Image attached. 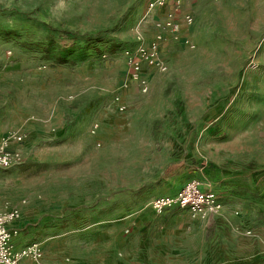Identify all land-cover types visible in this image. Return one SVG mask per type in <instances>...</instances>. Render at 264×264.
I'll use <instances>...</instances> for the list:
<instances>
[{
    "label": "rangeland",
    "instance_id": "rangeland-1",
    "mask_svg": "<svg viewBox=\"0 0 264 264\" xmlns=\"http://www.w3.org/2000/svg\"><path fill=\"white\" fill-rule=\"evenodd\" d=\"M147 2L0 0V132L21 135L0 208L18 213L11 244L40 250L16 264H264V0H192L193 47L119 111ZM191 178L220 209L153 218Z\"/></svg>",
    "mask_w": 264,
    "mask_h": 264
},
{
    "label": "built area",
    "instance_id": "built-area-1",
    "mask_svg": "<svg viewBox=\"0 0 264 264\" xmlns=\"http://www.w3.org/2000/svg\"><path fill=\"white\" fill-rule=\"evenodd\" d=\"M187 0H149L146 3L145 15L152 11L163 8L162 15L152 21V33L145 39L142 29H135L133 32L134 44L121 51L124 61L125 75L117 86L113 100L119 111L123 110L120 94L131 84L134 83L140 92L147 89V80L143 74V69L162 71L165 64L161 60L158 49L159 44L166 38L176 40L183 45L192 48L193 44L184 37L180 36L181 22L184 25L191 23L189 14H180L181 5ZM103 58L104 54L101 55ZM94 123L91 130L96 129ZM21 141V135L17 133L5 134L0 136V168L9 167L20 161L19 154L10 147V142ZM221 204L217 201L215 194L210 190H203L194 178L187 180L184 184L171 194H160L152 197L149 201V208L156 215L161 214L170 208L185 210L191 216L204 218L209 214L217 212ZM15 208H0V264H16L22 258L38 259L40 250L35 242L26 247L13 249L10 242L11 234L15 230L10 224L17 218Z\"/></svg>",
    "mask_w": 264,
    "mask_h": 264
},
{
    "label": "crops",
    "instance_id": "crops-1",
    "mask_svg": "<svg viewBox=\"0 0 264 264\" xmlns=\"http://www.w3.org/2000/svg\"><path fill=\"white\" fill-rule=\"evenodd\" d=\"M149 1V0H148ZM166 8V6H164L163 8H158L154 11H152L150 14H149V17L147 18V22L146 24L144 25V28H142V31H143V35L145 37V39H148L152 33V21L158 17H160L164 11V9ZM180 14H189L192 18L191 20V23L188 24V25H184L182 22H181V29H180V36L181 37H184V38H187L193 45H194V42L191 38V27H192V22H193V16H192V0H187L186 2H184L181 7H180V10H179V13L178 15ZM133 45V44H132ZM131 45V46H132ZM176 45H180V46H183V47H186V48H189L185 45H183L182 43H180L179 41H176V40H171L169 38H166L164 39L160 44H159V49H158V53H159V56L161 58V60L163 61V63L165 64V66L168 65V62L171 58H173V48L176 46ZM191 49V48H189ZM155 70H151V69H146L144 68L143 69V74L145 75L146 78H148V76ZM134 83H131L130 85H133ZM4 134V132H0V136ZM176 191V190H175ZM173 191V192H175ZM172 192V193H173ZM168 194H171V193H168ZM149 212L151 214V216L153 218H156L157 220H162V217L163 215L166 213V212H181L183 214H186L187 212L185 210H181V209H178V208H170L168 210H165L163 213H161L160 215H156L152 212V210L149 208ZM10 227H14V223H11L10 224ZM13 249H17L19 248V246H16V245H12Z\"/></svg>",
    "mask_w": 264,
    "mask_h": 264
},
{
    "label": "trees",
    "instance_id": "trees-1",
    "mask_svg": "<svg viewBox=\"0 0 264 264\" xmlns=\"http://www.w3.org/2000/svg\"><path fill=\"white\" fill-rule=\"evenodd\" d=\"M48 39H46V43L49 44ZM41 48L40 50H47V48H45L44 44L40 43ZM88 44L84 43L81 47L80 50H84L87 47ZM131 47V46H129ZM126 47V48H129ZM55 52H53V56H51L54 60L55 63H63L67 60V57L70 56L74 50L73 48V44L71 43H62V44H58L56 46V49H54Z\"/></svg>",
    "mask_w": 264,
    "mask_h": 264
}]
</instances>
